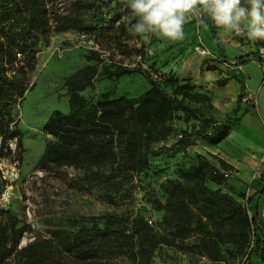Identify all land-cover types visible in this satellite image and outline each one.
I'll use <instances>...</instances> for the list:
<instances>
[{
    "label": "trees",
    "instance_id": "obj_1",
    "mask_svg": "<svg viewBox=\"0 0 264 264\" xmlns=\"http://www.w3.org/2000/svg\"><path fill=\"white\" fill-rule=\"evenodd\" d=\"M131 15L127 0H0V157L11 152L12 140L22 148L15 110L33 88L29 72L35 68L40 45L49 43L52 32L73 31L92 45L85 54L88 63L65 80L67 111L54 109L43 124V131L51 137L37 160L38 169L55 173L63 167L80 169L84 173L72 182L75 188H104L113 200L114 191L122 192L135 173L150 166V157L162 151L159 144L177 134L176 120L199 122L195 133L210 144L230 134L227 122L189 103L208 98L195 92L189 81L180 83L153 63L143 67L148 52L141 35L129 31ZM204 21L225 56L221 26L207 15ZM256 42L264 47V40ZM248 57L249 53L239 55L240 64L249 62ZM131 58L135 65L125 62ZM258 60L264 73V55ZM207 69L216 67L208 65ZM134 72L150 81L149 88L137 96L96 101L83 94L95 87L99 74L119 78ZM217 82L223 86L228 78ZM167 86L173 88L172 93ZM193 135L181 131L178 141L191 145ZM232 171L234 166L225 159L218 158L217 163L202 153L196 154L192 166L181 168V179L168 181L166 202L159 201L170 227L165 235L141 214L109 213L79 227L65 240L35 239L21 246L26 229L19 226L16 215L6 211V219L0 220V264H7L12 256L22 264H107L117 256H128L135 264H151L156 249L173 239L180 240L183 251L215 260L221 256L220 244L230 243L233 251L246 256L243 264H264V221L259 205L264 172L247 186V195V187L237 189L231 184ZM3 184L0 177V190ZM190 237L196 241L184 244ZM255 252L260 261L251 258Z\"/></svg>",
    "mask_w": 264,
    "mask_h": 264
},
{
    "label": "rangeland",
    "instance_id": "obj_2",
    "mask_svg": "<svg viewBox=\"0 0 264 264\" xmlns=\"http://www.w3.org/2000/svg\"><path fill=\"white\" fill-rule=\"evenodd\" d=\"M203 25L208 24H199L195 20L187 22L183 26L182 40L168 39L155 33L140 34L148 52L143 67L147 68L153 63L156 69L166 75H173L180 83L189 81L194 85L195 92L208 97L203 101L189 103L219 122H227L230 134L221 142L210 144L195 133L199 122L176 120L177 134L159 144L162 151L150 157V166L143 172L135 173L122 192L114 191L113 200L107 198V190L104 188H75L72 182L84 173L80 169L63 167L55 173L37 167V160L51 137L43 131V124L54 109L67 111L65 80L88 63L85 54L92 42L84 40L79 33L67 31L52 32L49 43L40 45L35 68L29 72V85L34 84L33 88L26 91L24 100L15 110L23 137L22 148L17 147L16 141L12 140L11 152L0 157V177L4 180L0 190V220L6 219V211L18 217L19 226L26 229L23 231L21 246L35 239L65 240L79 227L90 225L97 217L109 213L141 214L159 234L165 235L170 227L164 222L166 211L159 206V201L166 202L168 181L181 179L180 169L192 166L197 153L217 163L218 158H223L233 163L239 161L249 164L256 171L261 157L257 144L264 145V131L257 127L255 113L258 110L254 99L243 98L248 91L240 75L243 74L251 86H256L263 79V67L258 60L260 52L254 50V46H258L257 42L255 40L252 43L244 35L220 31L223 47H226L223 56L213 37L211 44L205 41L206 29ZM200 47H206L210 54H203ZM242 53H249V62L243 63L248 64L249 75L243 70L237 72L236 66L240 64L238 56ZM214 60L225 62L224 74L221 73L219 77L212 75L215 71H206ZM125 62L135 65L136 61L131 58L125 59ZM225 77L228 82L220 86L218 79ZM230 79L236 81L230 82ZM149 86V79L140 72L119 78L99 74L95 87L85 90L83 94L98 101L122 95L137 96ZM166 90L172 93L173 88L167 86ZM181 131L194 133L191 137L193 144L185 145L178 141ZM210 186L217 187L214 183H210ZM195 241L196 237H190L184 244ZM180 243V240L173 239L159 246L151 264H243L246 258L233 251L230 243L220 244L221 256L217 260L207 255L185 252ZM251 258L260 261L257 252L252 253ZM68 263L73 264L70 261ZM7 264L22 262L12 256ZM107 264L135 263L128 256H117Z\"/></svg>",
    "mask_w": 264,
    "mask_h": 264
},
{
    "label": "clouds",
    "instance_id": "obj_3",
    "mask_svg": "<svg viewBox=\"0 0 264 264\" xmlns=\"http://www.w3.org/2000/svg\"><path fill=\"white\" fill-rule=\"evenodd\" d=\"M129 0L132 15L129 31L155 33L172 40L184 38L183 26L195 20L203 24L207 15L217 26L251 40H264V4L261 0ZM136 23L133 24L132 20ZM247 21L243 27L240 21Z\"/></svg>",
    "mask_w": 264,
    "mask_h": 264
},
{
    "label": "crops",
    "instance_id": "obj_4",
    "mask_svg": "<svg viewBox=\"0 0 264 264\" xmlns=\"http://www.w3.org/2000/svg\"><path fill=\"white\" fill-rule=\"evenodd\" d=\"M261 3L264 4V0H261ZM242 4L245 7H250L248 4V0H242ZM245 23H247V21H243V20L240 21V26L243 27ZM203 28L206 29L205 41L208 42L209 44H211L210 41L213 37L212 31H211L209 25H207V26L203 25ZM220 31H225L228 34V32L223 28V26L221 27ZM244 36H247V35L245 34ZM254 41L255 40H252V43ZM222 48L224 49L226 47H223V44H222ZM254 50H257L258 52H260V47L255 45ZM211 63H212V65H214L216 67V69L211 70V71H215V73L212 74L213 76L219 77L221 73L224 74L223 70L225 68V66H224L225 62H218V61L214 60V61H211ZM247 66H248V64L237 65L236 66L237 72H239L238 70H240V71L243 70L246 72L247 75H249V72L247 70ZM206 71L209 72L210 70L207 69ZM262 75L264 77V73ZM240 78H241V80H243V81L245 80V82H246V85H247L246 91H248V92L250 91V92L254 93V95H255L254 104L256 105V108L258 110V113H255V118L257 119L256 123H257V127L258 128L260 127L261 128L260 130L264 131V80L261 79L256 86H251L249 84L248 79H244L243 74L240 75ZM229 81L231 82V81H236V80L230 79ZM254 110H255V108H254ZM261 121H262L263 126L261 125ZM263 142H264V140H263ZM257 146L260 148V153L262 154L264 151V145L257 144ZM211 153H214V152L211 151ZM227 162H229V161H227ZM229 163L234 166V171H232L231 177L229 179L231 184L237 189H245L253 179V175L255 173L254 172L255 170H253V166H251L249 164L241 163L239 161H237V163H233V162H229ZM259 205H260L261 210L263 211L264 210V195L260 198ZM263 221H264V214H263Z\"/></svg>",
    "mask_w": 264,
    "mask_h": 264
},
{
    "label": "built area",
    "instance_id": "obj_5",
    "mask_svg": "<svg viewBox=\"0 0 264 264\" xmlns=\"http://www.w3.org/2000/svg\"><path fill=\"white\" fill-rule=\"evenodd\" d=\"M200 50L205 55L210 54V51L206 47H200ZM260 54L264 55V47H260ZM243 98H244V100H249L251 98L255 99V95H254V93L249 91V92H246V94L244 95ZM263 172H264V151L261 154L259 162L257 163L256 171H255V173L253 175V179L252 180L260 177ZM249 193H250V188L247 187L246 188V194L248 195ZM262 212L264 214V210Z\"/></svg>",
    "mask_w": 264,
    "mask_h": 264
}]
</instances>
